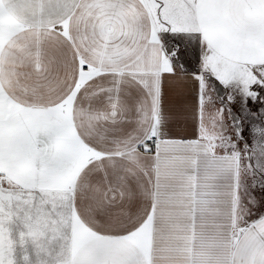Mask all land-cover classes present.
<instances>
[{
  "label": "snow or ice",
  "instance_id": "snow-or-ice-1",
  "mask_svg": "<svg viewBox=\"0 0 264 264\" xmlns=\"http://www.w3.org/2000/svg\"><path fill=\"white\" fill-rule=\"evenodd\" d=\"M0 264H264V0H0Z\"/></svg>",
  "mask_w": 264,
  "mask_h": 264
}]
</instances>
